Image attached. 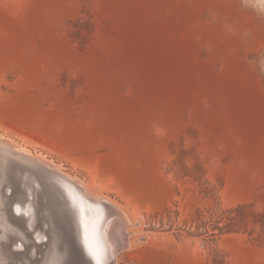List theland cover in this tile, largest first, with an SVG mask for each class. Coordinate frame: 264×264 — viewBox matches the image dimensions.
Returning <instances> with one entry per match:
<instances>
[{"label": "rangeland", "instance_id": "rangeland-1", "mask_svg": "<svg viewBox=\"0 0 264 264\" xmlns=\"http://www.w3.org/2000/svg\"><path fill=\"white\" fill-rule=\"evenodd\" d=\"M0 134L121 206L115 264H264V0H0Z\"/></svg>", "mask_w": 264, "mask_h": 264}, {"label": "bare ground", "instance_id": "bare-ground-1", "mask_svg": "<svg viewBox=\"0 0 264 264\" xmlns=\"http://www.w3.org/2000/svg\"><path fill=\"white\" fill-rule=\"evenodd\" d=\"M17 140L0 134V264H59V249L42 253L36 241L51 237L55 247L63 241V232L78 253V264H115L118 253L130 243L129 216L115 201L67 172L64 165ZM7 231L12 235L6 236ZM19 241L24 254L11 249ZM34 252L42 253L43 261L28 256Z\"/></svg>", "mask_w": 264, "mask_h": 264}, {"label": "water", "instance_id": "water-1", "mask_svg": "<svg viewBox=\"0 0 264 264\" xmlns=\"http://www.w3.org/2000/svg\"><path fill=\"white\" fill-rule=\"evenodd\" d=\"M20 213H21V212H20ZM83 260H84L86 263H88L87 260L85 259V257L83 258Z\"/></svg>", "mask_w": 264, "mask_h": 264}]
</instances>
